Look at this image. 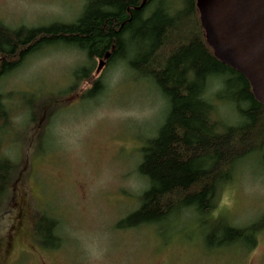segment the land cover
Wrapping results in <instances>:
<instances>
[{"label": "rangeland", "instance_id": "obj_1", "mask_svg": "<svg viewBox=\"0 0 264 264\" xmlns=\"http://www.w3.org/2000/svg\"><path fill=\"white\" fill-rule=\"evenodd\" d=\"M84 2L0 0V21L11 27L68 22ZM85 62V54L74 48L52 46L0 78L12 115L1 153L18 164L10 210L0 215V264H264V229L245 250L207 248L203 236L216 223L210 219L202 225L190 215L139 228L116 226L137 208L146 187L136 173L139 149L161 125L165 103L120 61L107 68L96 60L90 80L69 91L73 72ZM98 76L102 93L80 100ZM216 89L214 84L209 93ZM41 99L30 121L24 103ZM214 102L218 119L231 124L234 111ZM233 170L211 217L245 226L264 214V154L238 161ZM42 215L58 221L61 247L50 250L36 243L34 226Z\"/></svg>", "mask_w": 264, "mask_h": 264}, {"label": "trees", "instance_id": "obj_2", "mask_svg": "<svg viewBox=\"0 0 264 264\" xmlns=\"http://www.w3.org/2000/svg\"><path fill=\"white\" fill-rule=\"evenodd\" d=\"M59 45L86 57L85 64L73 72L69 91L90 80L96 60L107 68L120 61L137 80L153 86L165 103L161 125L139 149L136 173L146 187L138 196L137 208L116 226L139 228L190 215L202 220V225L210 219L216 223L203 236L207 248H253L264 229V214L245 226H235L223 216L211 217V212L219 190L233 180L235 164L258 152L264 154V104L256 100L241 73L215 57L196 0H85L79 14L68 22L11 27L0 21V78L32 55ZM214 84L217 89L210 94ZM103 89L98 76L80 100H93ZM214 99L234 111L231 124L218 119ZM43 102H23L30 121H35L36 107ZM11 120V109L0 93V147ZM17 173L18 164L0 148V215L10 210L7 205ZM34 239L50 250L64 243L58 221L44 215L35 223Z\"/></svg>", "mask_w": 264, "mask_h": 264}, {"label": "water", "instance_id": "obj_3", "mask_svg": "<svg viewBox=\"0 0 264 264\" xmlns=\"http://www.w3.org/2000/svg\"><path fill=\"white\" fill-rule=\"evenodd\" d=\"M215 57L241 73L264 104V0H196Z\"/></svg>", "mask_w": 264, "mask_h": 264}]
</instances>
